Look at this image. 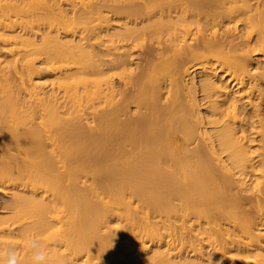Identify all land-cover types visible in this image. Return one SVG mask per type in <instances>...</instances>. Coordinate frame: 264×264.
Segmentation results:
<instances>
[{
  "label": "bare ground",
  "instance_id": "1",
  "mask_svg": "<svg viewBox=\"0 0 264 264\" xmlns=\"http://www.w3.org/2000/svg\"><path fill=\"white\" fill-rule=\"evenodd\" d=\"M259 1L0 0V264H264ZM172 4L180 18L164 20ZM154 28L158 61L124 94L140 67L119 42Z\"/></svg>",
  "mask_w": 264,
  "mask_h": 264
},
{
  "label": "rangeland",
  "instance_id": "2",
  "mask_svg": "<svg viewBox=\"0 0 264 264\" xmlns=\"http://www.w3.org/2000/svg\"><path fill=\"white\" fill-rule=\"evenodd\" d=\"M168 1V0H166ZM250 4H252V8L254 9V11L256 10V7H260L262 6V2L259 1V0H250L249 2ZM255 4V6H254ZM157 10V9H156ZM160 12V14H162V16H165V19L168 17L169 19H176V18H180V16H178V12H180V9L177 8L176 4H172V6H170L169 8H167L166 6H161V10L160 8H158V10ZM204 14L201 13V14H198L197 16H195L194 19L198 20L199 21V24L201 25V27L203 28V32H206V35L211 36L212 34H209L210 33V25L207 24V27H206V24H205V20L206 18L205 15L203 16ZM108 16H110L111 21L110 20V25H112V29L110 31H115L114 29L116 30H121L120 29V25L123 24L127 19H129V17L126 16L125 12H119V13H109ZM184 17H187L188 19H190V15L189 14H186ZM140 19H144L143 23H140ZM229 19L227 18H224V22L225 23H228L227 26L228 27H232L233 26V23L232 21H228ZM137 22V27L138 28H143L144 25L148 24V22L145 20V16H142V18L140 17L139 20H136ZM146 23V24H145ZM240 24V25H239ZM236 25H238V31L240 32L241 30V27H242V23H240V21H237L236 22ZM204 26V27H203ZM207 30V31H206ZM209 31V33H208ZM211 32H212V29H211ZM164 33L163 30L159 29V28H154L153 31H152V34H143L141 38H139L138 41H133L132 40H127L126 42L123 41V42H119V44H123V45H126V44H130L131 46H128L130 47V53L133 57H135L137 60H138V64H139V67L140 68H136L133 70V73L132 75L130 76V78L128 79V81L126 82L125 84V87L127 88L126 91H124L123 93H128L129 91L133 90L135 85H134V78L137 76V74L140 72V69L142 67H144L148 62L152 61V62H156L158 61V57L162 51V47L161 45H163L164 41H165V37H162L159 41L157 39H159L158 37H160L162 34ZM248 35V32L246 33ZM151 35V36H150ZM251 38L248 36H245L246 39H248V44H247V49L248 51H250V54H252L254 52V49L253 48H256V43H254V38H255V34H250ZM236 34H228V37H227V41L225 40L224 43H229L231 42V40L235 39L232 41V43L236 44H240L241 43V39L240 37L239 38H236ZM193 43V42H191ZM253 47V48H252ZM252 49V50H251ZM235 54V55H238L240 52H238L237 50L236 51H230V54ZM208 54V53H206ZM209 55V57H208ZM207 55V60H206V64L209 65V64H212V67H215V65L217 66L218 65V62L216 63L215 61V57L212 55V54H208ZM43 57V55L41 56ZM211 57H213L211 59ZM214 59V61H213ZM208 61H210L208 63ZM212 62V63H211ZM65 64V61H60L58 63H56V65H63ZM214 65V66H213ZM39 67H42V65H38ZM74 68V67H73ZM101 68H104V67H101ZM43 71V72H42ZM41 71V73H46V70L43 68ZM114 72H110L109 75H112L113 76ZM8 83H7V87L9 88L10 92L16 96L17 98H19L21 100V95H20V83L18 81V78L17 76L15 75V73L13 72V70H9L8 71ZM114 77H112L113 79ZM123 82H125V80H123ZM123 82L120 83L123 88ZM262 82H264V79H262ZM128 113L123 117V118H129V117H136L137 116V111L138 109L134 108V106L131 104L130 107L127 109ZM140 112H144L145 110L142 108L141 110H139ZM256 117H253L251 118L250 120H253V121H256ZM8 198H6V195H4L2 192H0V215H8L10 213V210L6 207V201H7ZM246 209L251 212L253 211V208L247 204L246 205ZM255 214L257 216H261V215H264V212L262 211H256ZM233 258L231 260V263L232 264H253L251 262V260L245 258L243 255H234L232 254Z\"/></svg>",
  "mask_w": 264,
  "mask_h": 264
}]
</instances>
